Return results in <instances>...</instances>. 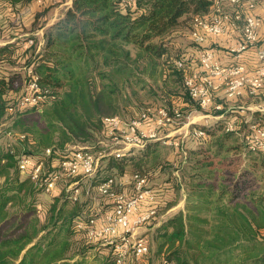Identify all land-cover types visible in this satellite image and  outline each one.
I'll use <instances>...</instances> for the list:
<instances>
[{
    "label": "trees",
    "instance_id": "1",
    "mask_svg": "<svg viewBox=\"0 0 264 264\" xmlns=\"http://www.w3.org/2000/svg\"><path fill=\"white\" fill-rule=\"evenodd\" d=\"M34 1L38 0H0V18L6 17L7 22L0 39L17 37L0 46V64L15 62L31 68L41 86L56 98L50 104L9 114L8 106L23 89L27 74L0 71V264H118L114 245L88 238L85 229L77 226L111 209V200L99 195V207L89 211L78 204L85 191L73 201L57 188L47 205L39 198L43 189L20 171L19 158L61 160L75 138L89 141L99 131L111 137L104 118H128L130 109L133 116L129 118L138 117L148 106L139 107V90L154 89L159 76L165 87L168 81L172 83L163 90L162 98L171 105L169 109L178 108L181 122L185 121L197 103L189 95L184 77L198 66V59L192 49L184 52L175 44L179 51H174L170 39L184 27L191 36L193 17L211 12L215 0H137L127 5L122 0H72L62 16L47 26L46 21L40 24L44 29L38 50L35 36H31L34 43L27 36L18 37L24 32L22 8L18 7ZM251 1L256 7L264 5V0ZM234 36L231 32L207 35L203 43L194 41L195 51L210 49L224 65L244 63L250 68L246 59L252 54L256 59V50L252 47L247 52L251 55L233 60L228 48ZM221 53L230 56V61ZM178 60L183 61L182 67ZM206 111L223 112L214 107ZM9 118L10 124L5 126ZM259 122L264 124V118ZM224 124L225 119H219L216 124L193 125L206 136L191 135L197 146L187 148L184 162L189 169L187 175L183 173L185 207L156 227L162 252L156 264H264V151L250 150L230 133L220 134ZM172 128L161 126L158 133L163 135ZM9 131L18 143L8 144ZM47 148L51 149L49 155ZM248 149L259 157L250 160ZM149 150L155 153L154 143L145 151ZM124 155L122 160H135ZM118 160L112 155L106 169L122 171ZM97 185L92 193H97ZM153 188L158 212L177 205L178 196L168 195L175 189L172 180ZM149 253L150 249L140 259Z\"/></svg>",
    "mask_w": 264,
    "mask_h": 264
},
{
    "label": "built area",
    "instance_id": "2",
    "mask_svg": "<svg viewBox=\"0 0 264 264\" xmlns=\"http://www.w3.org/2000/svg\"><path fill=\"white\" fill-rule=\"evenodd\" d=\"M122 1L127 5L137 0ZM225 3H229L233 10L225 9ZM255 9L256 5L251 0H215L211 12L193 17L191 38L195 42L203 43L207 35L220 36L231 32L235 35V40L230 43L228 52L233 60H240L252 47L256 50L257 62L253 69L244 63L224 65L213 50H200L197 57L198 66L185 75L184 83L191 98L203 110L214 107L223 111L224 104L217 102L214 95L220 90H223L225 100L238 98L244 93L252 97L264 96V40L260 41L264 18L254 12ZM28 41L34 42L32 38ZM177 64L182 67L183 61L178 60ZM26 74L23 89L8 106L9 114L27 106L48 104L56 98L48 88L41 86L31 68L26 67ZM258 110L264 113V106H259ZM223 113L216 117L221 118ZM181 117L178 108L171 110L168 107H148L127 124L118 116L105 117L104 120L109 126L108 134L112 140L125 145L123 149L114 152L116 157H121L125 154V149L142 148L149 141L169 137L170 131L180 126ZM210 117H214V114ZM262 124L259 121L251 123L247 132H244V140L250 150L264 151ZM167 125H172L173 128L163 135L159 134L158 128ZM235 126L229 119L225 121L224 129L233 132ZM8 135L12 133L9 131ZM190 135L202 137L206 133L201 128H193ZM19 136L24 138L23 134ZM170 143L178 145L177 140ZM45 153L49 155L51 149H45ZM18 166L22 173L28 175L46 192L55 191L60 180H73L67 187V193L73 201H77L82 193L80 180L91 179L97 174L100 157L83 147L72 150L59 160V170L44 171V159L36 161L24 155L20 156ZM96 188L98 195L111 200L112 207L101 216L90 217L86 225L79 222L78 228L85 229L90 239H101L105 244L114 245L118 264H126L128 261L133 262L144 257L149 252L150 243L148 236L141 232L140 228L146 223L149 224L158 214L154 188L150 186L147 175L134 172L119 179L108 176L99 182ZM87 189L86 193L90 194V188Z\"/></svg>",
    "mask_w": 264,
    "mask_h": 264
},
{
    "label": "rangeland",
    "instance_id": "3",
    "mask_svg": "<svg viewBox=\"0 0 264 264\" xmlns=\"http://www.w3.org/2000/svg\"><path fill=\"white\" fill-rule=\"evenodd\" d=\"M60 5L58 2L54 3V6L46 9V7L40 6L41 4L35 6L34 8H31L29 5H25L22 7H18V9H21V17L22 23L20 24L24 32L26 33L24 36H27L28 38H31V36H35L36 39H38L37 43V50L39 49L40 45L42 44L43 39V29H40L39 26L42 24L43 21H46V26L52 23L59 17L60 13L63 12V9L65 8L64 3H68V0H59ZM64 1V3H63ZM40 6V7H38ZM225 9L233 10L232 6H230L229 3L224 4ZM41 8V9H40ZM52 8V9H51ZM51 9V10H50ZM45 16H47L46 20H44ZM6 17L0 18V36L2 34L3 26L7 24ZM53 19V21H51ZM183 30L185 34H183ZM188 28L184 27V29H181L178 31L176 36H173L170 40L171 42H174L173 45L175 46L174 51L178 48H181V50L185 52L186 49H192V51L197 50L198 46L194 42V40L191 38V36H188ZM34 39V40H36ZM6 39H0V46L4 45L1 44V42H5ZM34 43V42H33ZM176 44V45H175ZM171 46V44L169 45ZM172 49V46H171ZM24 71L26 73V66H23L20 63H4L0 64V71ZM157 82H154L155 88L150 90L149 88H146V90L140 89L139 93V99H142L141 104H138L140 108L146 105L150 106L152 109L154 108H160V107H168L171 105H168V102L162 98V96L165 94V91L170 87H172V83L169 81L167 82V86L165 87L163 83L162 77H158ZM148 82H151V79H148ZM154 90V91H153ZM220 94V93H219ZM218 92L214 93V95L217 97ZM221 96V95H219ZM218 96V97H219ZM219 101L226 102L223 95L221 98L218 99ZM137 103V102H136ZM50 104V103H48ZM226 104V103H225ZM166 105V106H165ZM194 105V104H193ZM143 107L144 109L148 108ZM195 109L192 111L190 115H188L187 119L180 123V126L172 129L170 131L169 137H164L160 140H153L146 143V145L142 148H134L130 147L129 149H125L123 152H125L124 158L129 157H135V160H122L121 157H117L120 162V164L123 166L122 171L117 169L116 167L110 170L106 169V161L108 158H110L112 155L116 157V152L118 149H123V146H125L122 143H115L111 137H108V135H104L103 132L99 131L96 133V136L89 140L85 141L81 138H75V141L67 148L68 150L66 153L72 152L74 149L79 148H88L91 152H93L96 156L100 157V167L99 172L96 176H94L91 179L83 178V180H80V185L82 188V192L85 191V194L81 196V201L78 202L80 207L86 210H92L94 208H97L99 203L101 202L100 196L96 193H92V188L95 184H98L100 181L105 179L108 176H114L116 178L120 177H128L132 173L136 172H144L148 174L149 177V183L152 187H161V184L166 180H172V185L175 188L170 192L168 195L171 196V198H176L178 196V205L172 208L170 211L165 212L163 209L158 212L157 216L150 222V224H145L140 228V231L143 232L148 236L149 243H150V253L147 255L148 257L144 258L143 260L138 259L137 261L139 264H156L157 260L159 259V256L162 255V252L159 250L158 247V239L156 238V227L161 223L162 220H165L168 216H170L172 213L177 212L179 209L183 208L186 203V185L183 178V173L187 175V172L189 171L188 167H186L188 157V147L191 140L190 132L194 127L193 125L199 124V123H205V124H216V120L219 119H225V121H228L230 118L232 122L235 123V131L233 132H227V131H221L220 134L224 133H230L233 136V139L239 140L242 144L245 143L244 140V132H247L248 126L251 123H256L257 121L252 119L250 113H245V115H240L236 112L232 113L233 115L226 119V113H223L224 115L221 118H217V115H214V117H210V115H213L211 112L203 110L200 108V106L194 105ZM133 110L135 109L132 107ZM143 109V110H144ZM224 110V109H223ZM224 112V111H223ZM209 113V115H208ZM133 116V112L130 109V112L127 113L126 117L128 118H122L119 115H113L118 116L121 118L124 123H129L133 118H129ZM106 117H112V116H106ZM135 118V117H134ZM11 121V118L5 120L4 125H9ZM247 122V123H246ZM246 124L245 127L243 125ZM209 126V125H207ZM16 131V130H14ZM6 138L8 141V144L18 143L17 140L12 137ZM206 136V135H205ZM204 136V137H205ZM173 140H177L178 145H174L172 142ZM166 141V142H164ZM244 142V143H243ZM155 144V153L153 152H147L145 151L147 149V146L149 144ZM177 147L181 150L180 153L175 152V149ZM250 153V160L251 157H259V153H254L248 149ZM68 152V153H69ZM248 153V154H249ZM101 154H104L101 156ZM247 154V152H246ZM105 156V157H104ZM104 158V159H103ZM103 159V160H102ZM19 162V161H18ZM45 168L44 171H51V170H59V160H45ZM185 164V166H183ZM162 168H161V167ZM160 167V168H159ZM182 168V169H181ZM251 168V166H250ZM249 168V169H250ZM178 176V179H177ZM73 180H60L57 184V188L59 190H64L67 192L68 185ZM87 188H90V194H87ZM130 190V189H128ZM94 191V190H93ZM39 198L42 202L49 205V203L52 202L54 197L52 196L51 192L41 191L39 194ZM69 205H73L72 203L68 202ZM99 207V206H98ZM102 212V211H101ZM100 212V213H101ZM99 213V214H100Z\"/></svg>",
    "mask_w": 264,
    "mask_h": 264
},
{
    "label": "crops",
    "instance_id": "4",
    "mask_svg": "<svg viewBox=\"0 0 264 264\" xmlns=\"http://www.w3.org/2000/svg\"><path fill=\"white\" fill-rule=\"evenodd\" d=\"M56 2H58V4L60 5V3H59L60 1L59 0H41V2H39V1L32 2V4L30 6H31V8H34L35 6L41 4L40 6L46 7V9H47V8H49V6L53 7L54 3H56ZM61 2H62V0H61ZM71 2H72V0H68V3H64V1H63V3L65 4V8L63 9V12L60 13L59 17L63 15L64 11L69 6H71ZM40 6H38V7H40ZM255 12L257 14H260L261 16H264V5L257 6L256 9H255ZM59 17H57V18H59ZM46 18H47V16H45L44 20H46ZM51 21H53V19ZM40 29H42V28H40ZM26 33H28V32H23V33L21 32L20 34H18V37H22ZM261 34H262V36H264V24H263V27L261 28ZM16 38L17 37H13L10 40H6V42H11V41L15 40ZM2 39L4 40L5 38H2ZM191 54L194 57H196V59H198L197 57H198L199 53L197 51H195V53H194V51H191ZM247 54L251 55L250 53H247ZM221 56H222V53H221ZM222 57H223V59L226 62L230 61V56H222ZM246 60H247V63L249 64L250 69H253L255 67V65H256L255 62H257V60L255 58H253V54L251 55L250 58H247ZM218 94L221 95V96L223 95V97L225 99V95L223 93V90H220L218 92ZM218 96H217L218 99L221 98V96H219V97ZM259 106H264V96L252 97V96H249L247 93H244L242 96H240L238 98L226 99V104L224 105V110L223 111H224V113L227 114L226 115V119L230 118L233 115L232 113L236 112V113H238L240 115H245V113H247V114L250 113V114H252L251 115L252 119L254 118L255 121H259V120H261V118H264V113H262V112H260L258 110ZM245 126H246V124L243 125V127H245ZM189 141H191V142H190L189 146H187V147L195 148L197 146L196 143L193 142L192 140H189ZM175 152L176 151H174V153ZM177 205H175V206H177ZM175 206L171 207L166 212L170 211ZM184 207L185 206H183V208H181V209H184Z\"/></svg>",
    "mask_w": 264,
    "mask_h": 264
}]
</instances>
